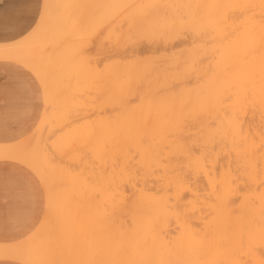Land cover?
I'll return each instance as SVG.
<instances>
[{
  "label": "bare ground",
  "instance_id": "1",
  "mask_svg": "<svg viewBox=\"0 0 264 264\" xmlns=\"http://www.w3.org/2000/svg\"><path fill=\"white\" fill-rule=\"evenodd\" d=\"M61 1L45 0L28 35L0 44V61L26 66L46 100L34 132L0 144V159L27 166L47 196L37 230L0 245V259L264 264V0L214 38L109 46L57 36L82 37L74 4L124 0ZM133 98L140 118L126 112ZM101 109L93 128L67 129Z\"/></svg>",
  "mask_w": 264,
  "mask_h": 264
},
{
  "label": "crops",
  "instance_id": "2",
  "mask_svg": "<svg viewBox=\"0 0 264 264\" xmlns=\"http://www.w3.org/2000/svg\"><path fill=\"white\" fill-rule=\"evenodd\" d=\"M44 3L0 0V44L28 35L40 19ZM45 108V92L37 76L22 64L0 61V144L29 137ZM46 207V191L38 176L23 164L0 159V245L30 237L41 224ZM0 264L25 263L7 258L0 259Z\"/></svg>",
  "mask_w": 264,
  "mask_h": 264
},
{
  "label": "rangeland",
  "instance_id": "3",
  "mask_svg": "<svg viewBox=\"0 0 264 264\" xmlns=\"http://www.w3.org/2000/svg\"><path fill=\"white\" fill-rule=\"evenodd\" d=\"M61 2V0H56L57 8L61 7ZM113 2L110 1L106 6H101L97 2L89 6L74 4L70 13L73 22L70 24L82 37L76 36V33L72 36H66L64 31H60L57 37L59 40L67 42L76 40L105 41L106 45L124 40L146 43L148 41L161 42L167 39H190L204 36L210 39L214 38L216 26H226L228 32H231L230 26L234 22L245 23L253 13L255 0H124V3ZM59 13L56 12V15ZM82 21H85L84 25L81 28L77 27L82 24ZM64 53L66 52L63 50L62 52L59 51L61 55ZM74 61L72 60L71 63ZM66 64H70V62ZM131 103L133 107H130L126 112L134 113L139 117L141 109L138 107V100L133 98ZM86 104L85 102L82 103L85 107L89 105ZM79 105L81 108V104ZM107 107L105 108L109 113L106 109H103L104 112L101 109L102 113L99 110H92V114L96 112V115L100 114L106 117L105 112L108 116L121 112L119 106ZM83 110L85 111V109ZM92 114L90 116L89 113V117H78L71 124L69 123L67 128L69 132L71 131L72 134L73 131L76 132L75 127L77 130L80 129L78 132H81L82 129L89 130V124L90 128L92 122L97 118L96 115ZM95 124L94 122L93 125L95 126ZM83 130L82 132H84ZM60 133L62 134V131L57 130V135L56 132L54 133L55 136L52 134V140L58 137ZM89 156L91 157V155ZM69 161L70 165L67 164L72 167L74 163ZM200 183L204 185L202 180Z\"/></svg>",
  "mask_w": 264,
  "mask_h": 264
}]
</instances>
